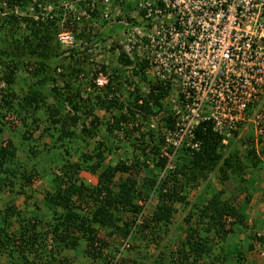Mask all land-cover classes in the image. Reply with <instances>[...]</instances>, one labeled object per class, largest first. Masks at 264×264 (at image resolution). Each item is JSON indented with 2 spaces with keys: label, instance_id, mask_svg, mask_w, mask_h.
I'll list each match as a JSON object with an SVG mask.
<instances>
[{
  "label": "trees",
  "instance_id": "trees-1",
  "mask_svg": "<svg viewBox=\"0 0 264 264\" xmlns=\"http://www.w3.org/2000/svg\"><path fill=\"white\" fill-rule=\"evenodd\" d=\"M104 10L103 0H0V259L69 264L64 255L74 251L93 264H251L249 254L264 260V230L249 226L239 206L223 199L225 188L188 201L190 190L212 173L223 184L243 182L249 168L261 169L264 123L257 138L228 145L200 125L198 151L163 156V137L147 120L166 111L168 88L152 81L146 60L121 49V27ZM61 33L73 35L81 47L62 45ZM99 74L106 81L101 86L95 82ZM165 120L172 128L171 119ZM17 130L20 145L28 148L22 157L10 137ZM122 146L130 150L128 160L109 164ZM58 163L53 175L51 165ZM83 172L95 176L96 184H87ZM51 175L54 191L42 199L51 216L36 203L18 208L16 198L30 197L28 187ZM151 191L154 212L137 223ZM176 205L187 230L172 249ZM115 238L132 239L127 251L136 250L141 262L126 256L104 260ZM148 255L152 261L143 262Z\"/></svg>",
  "mask_w": 264,
  "mask_h": 264
},
{
  "label": "built area",
  "instance_id": "built-area-1",
  "mask_svg": "<svg viewBox=\"0 0 264 264\" xmlns=\"http://www.w3.org/2000/svg\"><path fill=\"white\" fill-rule=\"evenodd\" d=\"M103 2L105 17L121 27V49L146 60L152 81L168 88L166 111L147 120L163 137V156L198 151L200 125L223 145L258 137L264 123V0ZM59 41L76 45L69 33ZM101 76L99 86L106 82ZM162 118H170L172 128Z\"/></svg>",
  "mask_w": 264,
  "mask_h": 264
},
{
  "label": "rangeland",
  "instance_id": "rangeland-1",
  "mask_svg": "<svg viewBox=\"0 0 264 264\" xmlns=\"http://www.w3.org/2000/svg\"><path fill=\"white\" fill-rule=\"evenodd\" d=\"M50 5H48V11H50L49 8ZM52 8V7H51ZM70 9H73V6L70 5ZM83 12V11H82ZM113 14V13H112ZM106 44H110L109 41L106 42ZM76 46L78 47V44H76ZM105 62H109L110 65H114L115 62H113V60H106ZM96 114L98 116H100L101 118L103 117V113L96 111ZM104 120V119H103ZM38 132L34 134V137H37ZM10 137L13 139V141L15 142V145L17 147L21 146L19 149V152H17V155L22 157L25 155V152H27L28 148L27 147H23L22 145H20V136H19V131H15V133H12L10 135ZM47 142V141H46ZM38 144L42 145V143L38 142ZM122 145H124V143H122ZM123 149L118 151V154L121 155H112V157L110 159L107 160V162L109 164H115V162H117L118 160H128V157L131 155L130 154V150L127 151V146H122ZM246 146H240V148L242 150H245ZM129 148V147H128ZM126 149V150H125ZM72 160H74L75 158H71ZM35 162V161H34ZM60 166V163H58L56 166H52L51 165V173H53V175H57L59 174V170L57 169ZM55 167V168H54ZM47 176V177H43V176H39L38 180L36 183L34 182L31 186L28 187V191L31 193L30 197L25 198L23 196H18L16 198L15 204L18 206V208H22L25 206V203L27 201L28 204H30L32 206V203H36L38 206H40V210H41V214L46 216V217H50L51 215L49 214V210H47V207H45L43 205L42 199H43V193L45 191H54L53 188V184H55L56 181H52V176ZM81 178L89 185H95L96 184V177L83 172L80 174ZM121 176L118 175L115 179L116 181H121ZM143 184V175L140 176L139 181H138V187H142ZM226 189V193L223 196L224 200H229L232 203L236 204L239 206V210L241 213H243V216L245 217V222L249 225V226H253V224H255L256 227H259V229L262 228V230H264V221H263V226L260 224V220L264 219V161L263 164L261 165V169L260 170H254L249 168L248 169V174L244 177V181L240 182L239 180L236 182H225L223 184H220L219 181L217 180V175L216 173H212L209 175L208 179L206 181H203L200 183V185L196 188V189H192L190 190V193L188 195V201L190 202V204L192 205L194 202H196L198 199H200V197H208L210 196V194L212 192H214L215 190H221V189ZM240 189V190H239ZM237 194H236V192ZM242 193H241V192ZM206 192V193H204ZM240 192V193H238ZM209 193V194H208ZM153 191L150 192V196L149 199L146 200V202L143 204V209L139 215V218L137 220V223H140L141 218H149V216L152 215V213L154 212V206H155V202L152 201L151 199H153L152 197ZM248 195L250 197V201L249 203H245V198ZM256 199H255V198ZM155 198V196H154ZM25 200V201H24ZM255 200V201H254ZM256 202V206L254 207V203ZM252 205V206H251ZM34 206V205H33ZM177 207V213L173 216V231L172 234L170 236L172 243H171V248L175 249L178 247V245L180 244V241L184 238V234L187 230V228H185L184 223L182 222V218L184 216L183 212H181L180 210V206L176 205ZM250 206V208H249ZM254 207V208H253ZM258 211H259V216L263 215V217H259L258 216ZM253 213V215H249ZM261 213V215H260ZM17 229V225L14 224L12 226V231H15ZM106 232V231H105ZM104 231L99 232V236L100 237H105V233ZM236 232L241 235L240 233V229H236ZM125 241V240H124ZM133 244L132 239H128L127 241L123 242L121 239L119 238H115L112 239V247L110 249H105L103 254L105 255V258H103L104 260H108V259H113V261L118 260L119 258H121V256H126V258H135L138 256H136V250H128V246ZM116 248H120V252L119 254L115 253L114 250H116ZM154 251L153 249L149 250V254H152ZM64 255L69 259V264H90V259L89 257H85L83 254H77L74 251L71 252H66ZM144 254V253H142ZM83 255V256H82ZM141 259H143L142 257H137V261L138 263H140ZM248 260L250 261L251 264H264V260L263 259H259L257 258L255 255L253 256L252 254L248 255ZM143 262L146 263H150V261H152V259L149 260V255L147 258H145V261L142 260ZM19 263H21V261H18ZM0 264H7L5 262L4 257L0 259ZM64 264V263H62ZM91 264H93L91 262Z\"/></svg>",
  "mask_w": 264,
  "mask_h": 264
},
{
  "label": "crops",
  "instance_id": "crops-1",
  "mask_svg": "<svg viewBox=\"0 0 264 264\" xmlns=\"http://www.w3.org/2000/svg\"><path fill=\"white\" fill-rule=\"evenodd\" d=\"M263 189H264V188H263ZM254 198H255V197H254ZM255 199H256V198H255ZM254 201H255V200H254ZM252 203H254L253 205H254V207H255V206H256V202H253V201H252ZM251 206H252V205H251ZM254 207H253V208H254ZM249 208H250V206H249ZM249 215L252 216L253 213H251V214H249ZM260 215H261V213H260ZM258 216H259V211H258ZM259 217H263V215H261V216H259ZM263 232H264V231H263Z\"/></svg>",
  "mask_w": 264,
  "mask_h": 264
},
{
  "label": "clouds",
  "instance_id": "clouds-1",
  "mask_svg": "<svg viewBox=\"0 0 264 264\" xmlns=\"http://www.w3.org/2000/svg\"><path fill=\"white\" fill-rule=\"evenodd\" d=\"M47 8H48V7H47ZM49 8L51 9V6H49ZM80 13L84 14V12H80ZM75 42H76V41H75ZM76 44H78V47H79V48L81 47V44H80V43L76 42ZM74 47H77V46L75 45Z\"/></svg>",
  "mask_w": 264,
  "mask_h": 264
}]
</instances>
